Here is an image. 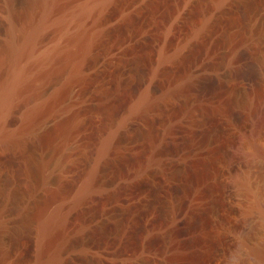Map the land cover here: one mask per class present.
<instances>
[{
  "label": "rangeland",
  "instance_id": "rangeland-1",
  "mask_svg": "<svg viewBox=\"0 0 264 264\" xmlns=\"http://www.w3.org/2000/svg\"><path fill=\"white\" fill-rule=\"evenodd\" d=\"M219 2L112 1L34 121L12 109L0 264H264V0ZM30 6L0 0V46Z\"/></svg>",
  "mask_w": 264,
  "mask_h": 264
},
{
  "label": "bare ground",
  "instance_id": "bare-ground-1",
  "mask_svg": "<svg viewBox=\"0 0 264 264\" xmlns=\"http://www.w3.org/2000/svg\"><path fill=\"white\" fill-rule=\"evenodd\" d=\"M59 1L63 3L61 4ZM112 1L114 0H79L75 2L74 0H30L32 7L30 6L31 9L27 12L26 21L20 27L12 28L9 38L7 37L8 39L0 46L2 48H0L2 51L0 60L4 58V61L7 62V65L3 66L7 68L6 76L0 83L1 144L14 137L13 131L8 129L7 124L12 109L19 102L24 101L27 109L24 115L26 117L23 118H31V115H34L33 99L36 96L39 98L49 96L50 92H55L57 89L54 83L69 75V69L75 65L78 52L82 50L89 39H92L90 37L93 27L92 24L89 25L88 21L90 18L100 15ZM228 1L230 0H220L219 3ZM58 5L61 6L60 11H56ZM49 32L53 34L52 39L44 44V36L47 37ZM17 36H19L18 40ZM148 92L142 95L141 102ZM239 99L241 103H244L249 100V96L243 93ZM34 118L31 119L34 121ZM38 125L41 130L48 126L45 121ZM20 137L22 136L19 135ZM69 151L53 148L50 150L48 179H53L57 172L66 168L70 160ZM233 153L232 150L229 154L230 157ZM2 223L0 219V227Z\"/></svg>",
  "mask_w": 264,
  "mask_h": 264
}]
</instances>
